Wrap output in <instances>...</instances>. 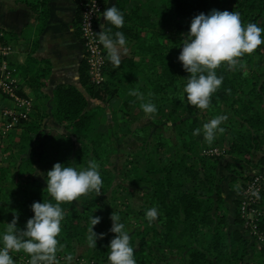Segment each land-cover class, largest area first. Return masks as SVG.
<instances>
[{
	"label": "trees",
	"instance_id": "16d2710c",
	"mask_svg": "<svg viewBox=\"0 0 264 264\" xmlns=\"http://www.w3.org/2000/svg\"><path fill=\"white\" fill-rule=\"evenodd\" d=\"M46 1L29 0L30 5L39 10L43 22L47 19ZM74 2L79 28L82 0ZM115 6L124 16V25L116 28L104 20V30L111 29L113 37L115 32H122L131 46L130 54L122 57L119 68L113 69L104 50L103 72L107 78L101 84L89 81L86 62L82 57L79 80L86 94L73 83L65 82L56 84L52 91L54 119L64 124L65 128H70L79 144L73 148L71 135L62 133L46 138L41 152L30 147L34 133H39L42 119L47 114L44 100L34 102L28 117L21 118L13 128L21 127L20 136L16 139V154L28 151L29 156L24 159L26 163L35 161L33 155L38 154L46 165L45 179L47 172L57 162L77 170L81 165L87 168L90 160H95L99 165L102 193L96 196L95 192H91L81 196L78 202L60 205L64 219L57 239L64 247L56 256H64L65 260L68 254L74 257L77 246L86 244L80 255L91 261H107L110 241L116 235L109 231L113 212L121 217L127 232L129 210L121 208L114 200L108 204L104 197L113 179V173L104 166L110 150L109 135L107 130L97 127V107H86L87 95L100 100L119 91L120 96L125 95L119 84L126 80L134 89L139 88L145 102L151 100L155 104L157 112L152 115L163 113L166 109L172 115H177V141L167 161L161 164L151 153H143L134 161V168L138 172L135 179L149 185L137 211L140 215L136 221L137 228L130 234L136 264H156L175 250H185L179 264L243 262L250 254L249 244L253 240L241 229L244 223L238 209L239 194L232 182L237 174L245 179L248 166L256 165L264 156L260 155L256 163L251 159L252 152L264 141V44L251 55L245 54L240 58L245 67L237 66L235 70H229L225 64L216 69L217 76H222L223 81L213 93L209 107L223 105L224 115L227 116V120L221 124L227 135V146L221 154L202 153L198 145L200 141L193 135V131L201 127L200 116L204 113L199 115L197 108L187 103L183 88L190 73L184 70L178 57L194 16L209 14L213 9L234 11L240 14L244 26L256 23L264 29V0H116ZM261 38L264 40V32ZM33 43L32 50L36 39ZM31 52L23 63L18 64L23 79L18 83V90L22 92L26 85L34 98L41 100L45 98L41 86L45 83L50 64L47 59L37 58ZM149 92L153 94L151 97L148 96ZM0 94L6 98L5 94ZM133 102L142 110L137 97L133 96ZM216 143H220V138L216 139ZM60 146L64 149L58 150ZM225 156L228 159L223 162V167L230 172L228 184L236 191L234 202L237 205L229 230L226 223L231 218L230 207L222 186L224 176L218 171L220 159ZM11 175V163L0 162V214L6 216V220L0 218V248L3 247L2 236L14 214L19 215L18 226L24 229L27 220L34 216L31 209L34 202L56 203L40 179L27 177L25 186L19 188L11 184ZM261 199L264 207V187ZM153 207L158 210V218L150 224L145 213ZM92 216L101 217V222L93 226L94 231L106 234L102 239H97L96 248H90L87 243ZM254 221L264 231V209L259 211ZM250 259L249 264H264V252L255 251Z\"/></svg>",
	"mask_w": 264,
	"mask_h": 264
},
{
	"label": "clouds",
	"instance_id": "9594fccd",
	"mask_svg": "<svg viewBox=\"0 0 264 264\" xmlns=\"http://www.w3.org/2000/svg\"><path fill=\"white\" fill-rule=\"evenodd\" d=\"M92 12L96 9V0H92ZM106 22L122 28L124 16L114 5L103 12ZM98 32L99 43L107 51L108 60L113 69L121 66L122 57L128 53L125 35L117 31L111 35V29L104 30L100 25ZM264 29L256 23L242 24L240 14L234 11H220L213 9L209 14L200 13L193 17L190 30L183 38L182 50L178 60L182 63L185 71L190 73L183 92L186 94L187 103L200 110H206L210 106L211 97L221 86L223 77H218L216 69L221 65H227L229 70H235L237 66L245 67L241 59L245 54L251 55L264 40L261 33ZM129 95L137 97L141 102L142 111L151 116L157 112V108L151 100L145 102V96L137 89H130ZM153 94L148 93L151 97ZM183 101V96L181 97ZM227 120L226 115H219L203 124L202 129L196 128L193 135L203 132L204 139L211 144L216 138L217 132L223 133L220 127ZM99 165L95 160L88 161L87 168L77 170L62 163H55L47 172V192L56 202H34L31 209L34 216L26 222V228L18 226L19 215L14 214L11 222L7 224L2 236L3 247L0 248V264H14L9 254L10 251L28 254L31 259L29 264H59L57 252L63 250L57 237L61 232V221L64 212L61 208L63 203L78 202L81 196L95 192L96 196L102 193V178ZM235 190L240 194L239 185ZM248 195V193H244ZM251 195L259 199V191L252 190ZM146 219L151 224L158 218V210L153 207L146 210ZM112 227L110 232L115 237L110 241L108 260L110 264H136L134 249L130 246V235L125 231V225L121 223V217L113 212L110 216ZM101 222V217H90L87 243L90 248L97 247V239H102L106 234H97L95 225ZM66 260L70 262L73 256L68 254Z\"/></svg>",
	"mask_w": 264,
	"mask_h": 264
},
{
	"label": "rangeland",
	"instance_id": "374dc122",
	"mask_svg": "<svg viewBox=\"0 0 264 264\" xmlns=\"http://www.w3.org/2000/svg\"><path fill=\"white\" fill-rule=\"evenodd\" d=\"M102 4V12L96 19L99 29L100 25L104 22L103 1ZM104 76L106 79V74H104ZM119 85L120 88L125 91V95L120 96L119 91L117 92L118 94L107 96L105 100L91 98L87 101L86 107H97V127L103 130H107L108 132L110 150L109 156L104 166L113 173V179L109 189L104 194V197L105 201L108 204H110V202L114 200L118 206L129 210L130 215L127 219L126 228L127 233L130 235L132 231L137 228L136 221L140 217L137 211L144 201L145 191L149 188L148 183L142 181L140 182L135 179L136 173L138 172L134 168V161L137 157L142 156L143 153L153 154L161 164L167 161L168 156H170L171 153L174 152L175 144L177 141L175 123L177 115H172L167 109L160 114L151 116L146 115L142 110H139L137 108L136 104H134L133 96L129 95V90L134 88L129 85L126 80H123V82H121ZM31 97L32 105L34 102H41L42 100H45L44 98H41V100H36L34 96ZM197 113L199 115L204 113L200 116V119L202 120V124L200 127L201 129L203 127V124L208 122L210 119L225 114L223 105L221 107L212 105L206 110H200L197 108ZM1 116L2 115L0 114V118ZM45 116L42 119L39 133H34V139L30 141V147H34L38 152H41L43 150L46 138L62 133L71 135L73 148H75L79 144L75 135L71 133L72 131L70 130V128L64 129L62 127V124V126H58L54 124L52 125L50 122H45V127L42 128ZM15 127L16 126H14V128ZM220 127L222 126L220 125ZM20 129L21 127H18L16 130L12 128V130H8L7 132L0 135V162L7 164L9 162L11 163L12 175L10 179L12 180L11 184L13 186L21 188L22 185H24L25 180H27V177H36L42 181L43 185L47 186V180L45 179L46 165L42 162L40 156L38 154L33 155L35 161L26 163L24 159L29 156V152L25 151L20 154H16L15 152L17 149L16 139H18L20 136ZM197 138L200 141L198 145L200 146V150L202 153H204V149H207L210 146H221L223 148L222 151H224L225 147L227 146V135L224 134V132H217L216 138L212 142L213 144L211 143L212 145L205 141L202 131L200 135H197ZM218 138H220V143L214 144V142H216V139ZM203 143H206L207 145L204 146ZM65 145L67 146L68 144L65 143ZM61 149H64L63 146H60V149L58 150ZM260 155H264V141L260 143V146L257 150H254L252 152L251 159L256 160ZM225 157L220 159V166L218 168V171L221 175L224 176V178L222 179L224 188L226 190L231 189L236 197V191L228 184L230 181V172L225 170L223 167V162L228 159V156ZM82 169H84V165L80 166V170ZM238 175L240 174H237L236 178L232 182L233 185H239L238 178H242ZM18 196L19 195L17 194V197ZM232 200H234V198ZM260 201L262 203V199ZM232 203H234V201H232ZM236 206V203H234L235 208ZM261 206L262 209H264L263 204H261ZM230 216L231 218L226 223V229L228 230L232 228L233 216H235V212L232 211V214ZM2 217H4V219L6 220V216L0 214V218ZM243 217L244 219H246L247 216ZM241 229L245 233V235L251 236L253 242L249 244L250 254L245 257L243 262L239 261L238 264H249L251 260L250 257L252 254H255V251L264 252V241H260L259 238L251 234L249 226L245 227L242 224ZM260 231L264 233L261 228ZM85 245L79 244L77 246L76 253L70 264H110L109 260L105 262H100L98 260L91 261L88 258H85L83 255H80L83 252ZM9 254L12 257L14 264H29V261L31 259L30 256L26 255V253L10 251ZM181 255L185 256V250H175L172 254H169L168 256L160 259L159 262L157 261L156 264H169L170 262H172L173 264H179V258ZM57 260L59 264H69V262L65 260L64 256H57Z\"/></svg>",
	"mask_w": 264,
	"mask_h": 264
},
{
	"label": "crops",
	"instance_id": "0c3cea01",
	"mask_svg": "<svg viewBox=\"0 0 264 264\" xmlns=\"http://www.w3.org/2000/svg\"><path fill=\"white\" fill-rule=\"evenodd\" d=\"M115 2L116 0H104V10L114 6ZM46 7L47 19L43 22L39 10L33 8L29 0H0V32L3 34V39L13 42L18 49L11 57L17 68L18 64L23 63L30 50L37 58L48 60L50 70L45 77V83L41 86L45 94L44 106L47 113L42 128L45 127V122H50L52 125H63L65 129L64 124L58 123L52 115L51 100L53 88L61 82L73 83L85 93L79 80L83 46L77 23V5L74 0H47ZM34 39L36 44L32 50ZM126 46L128 55L131 46L127 43ZM18 76L22 82L19 70ZM23 88L33 96L28 86L25 85ZM87 98L90 100L92 97L87 95ZM6 102V98L0 94V109ZM223 191L231 215L235 209V202L232 203L234 201L232 199L236 197L231 189L226 190L223 186Z\"/></svg>",
	"mask_w": 264,
	"mask_h": 264
},
{
	"label": "built area",
	"instance_id": "2783aa9c",
	"mask_svg": "<svg viewBox=\"0 0 264 264\" xmlns=\"http://www.w3.org/2000/svg\"><path fill=\"white\" fill-rule=\"evenodd\" d=\"M92 0H82L79 34L83 45V58L86 62V73L90 82L101 84L104 79L103 66L105 63V52L102 44L98 40L97 18L101 14L103 4L101 0H96V9L92 12ZM13 42L3 39L0 32V92L6 95V103L0 109L2 120L0 121V134L14 128L21 118H27L32 109V97L24 88L19 92V76L16 63L12 60V55L17 51ZM222 147L213 146L204 149L207 154H219ZM257 160V159H256ZM256 160H253L256 163ZM248 176L245 179L238 178L240 194L238 195V209L243 218V225L250 227V233L264 241V233L260 231L254 217L262 209L260 205V194L264 187V156L262 160L255 164H250L247 170ZM252 190L259 191V199L251 195ZM244 193H248L245 195ZM251 214V216H250ZM243 216H247L244 219ZM169 264H173L170 262Z\"/></svg>",
	"mask_w": 264,
	"mask_h": 264
}]
</instances>
